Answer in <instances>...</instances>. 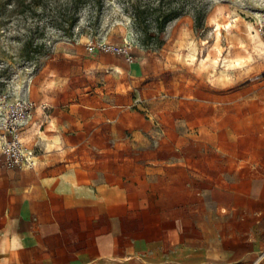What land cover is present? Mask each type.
Returning <instances> with one entry per match:
<instances>
[{
  "label": "rangeland",
  "instance_id": "obj_1",
  "mask_svg": "<svg viewBox=\"0 0 264 264\" xmlns=\"http://www.w3.org/2000/svg\"><path fill=\"white\" fill-rule=\"evenodd\" d=\"M33 1L41 3L15 0L17 8L10 15L31 11L35 19L47 18L46 23L29 28L25 36L7 38L9 46L11 41L22 43L14 49L15 57L7 56L0 41V64H5V57L11 60L0 68V75L10 81L18 69L34 63L37 81L51 71L68 80L63 91L49 93L55 106L45 112L66 125L65 137L79 145L68 159L87 166L93 181H104L97 188L110 197L111 242L121 247L129 237L142 233L166 247L216 245L228 255L226 250L233 248L235 240L239 244L254 231L257 211L264 205V105L255 99H264V73L227 93L187 89L184 73L166 69L163 59L167 38L175 37L189 14L179 16L170 31L177 18L168 22L159 45L144 43L143 32L133 21L140 48L125 56L115 46L122 39L119 36L112 38V45L99 44V25L107 11L103 2L95 21L81 28V34L92 29L96 51L80 45L71 49L75 58L66 60L37 41L53 27L63 31L61 40L67 37L68 44H75L73 28L89 5L92 21L96 5L86 1L76 12L60 0H44L45 12L38 14ZM13 2L0 0V16ZM125 14L132 18L126 6ZM64 23L69 27L64 28ZM25 26L26 20L16 30ZM116 67L123 75L115 72ZM4 87L0 84V90ZM189 91L196 101L184 100ZM239 257L205 264H256L258 260ZM196 259L191 256L189 262Z\"/></svg>",
  "mask_w": 264,
  "mask_h": 264
},
{
  "label": "clouds",
  "instance_id": "obj_2",
  "mask_svg": "<svg viewBox=\"0 0 264 264\" xmlns=\"http://www.w3.org/2000/svg\"><path fill=\"white\" fill-rule=\"evenodd\" d=\"M102 2L107 11L104 12L99 25L102 37L99 40L100 46L112 45V38L119 36L122 39L115 46L123 49L125 56L133 48H140L136 41V33L132 29L133 19L125 14L126 5L122 4L121 0ZM25 3L32 4V0H25ZM66 3L68 7L74 6L71 0H60V4ZM159 6L160 0H155L153 8ZM6 7L7 11L0 16V41L4 43L7 56L15 57L14 49H19L22 43L11 41L9 46L7 38L25 36L29 28L34 29L37 24L44 26L47 18L35 19L31 11H25L23 15H10L17 8L15 0L11 4H6ZM49 7L54 8L55 5L50 4ZM88 7L84 9L79 23L72 30L75 44H68L67 37L61 40L63 31L53 27H48L43 40H38L37 43L45 44L53 53L62 54L66 60L74 59L72 48L92 45L93 42L92 29L88 28L86 34H81V28L93 23L101 8L99 4L95 6L90 21ZM173 7L179 8V5ZM33 8L38 14L45 12L43 5H34ZM184 10L189 14L188 22L178 28L174 38L171 36L167 38L168 46L164 52L163 64L172 72L184 73L182 78L186 80L187 89H200L212 95L227 93L228 90L235 89L246 81L257 80L260 74L264 73V0H190ZM52 15L57 14L53 12ZM24 20L26 26L20 27L17 31L18 23ZM178 23L179 15L169 25L168 30ZM68 27L69 24L64 23V28ZM95 51L90 49L92 53ZM140 51L143 54V49ZM4 59L5 64L11 63L7 57ZM140 63L144 64L147 61L140 60ZM157 63L161 61L157 60ZM5 64H0V68ZM35 70L34 63L30 67L20 68L10 81L0 75V84L5 85L0 90V157L7 160L10 156H15L13 163L19 165L20 170L26 174L34 172L40 185L46 190L91 199L89 194L95 195V189L104 181L84 180L81 183L78 175L80 164L68 159L71 154L77 152L79 145H73L65 137L68 131L66 125L60 124L55 116L45 112V109L55 106V97L49 93L57 89L63 91L68 80L58 77L55 71H51L42 81H37V75H33ZM115 72L123 75L119 67L115 68ZM255 99L264 105V99ZM184 100L194 102L196 97L189 91ZM212 107L216 108L217 105L213 104ZM17 112L19 115L13 119ZM13 148H16V152H13ZM60 165L66 169L64 172L47 178L42 177L44 170ZM35 187L36 185H33L26 191H32ZM19 223V218L14 219L7 209L3 210V215L0 216V240L3 241V246H0V264H10L11 260L18 258V252L25 247L22 239L12 232V227L18 226ZM249 245L254 246L253 251L257 256L264 252V244L249 237L239 244H234L232 249L226 250L227 259L231 260L236 248H246ZM120 254V245L117 244L114 257L119 258ZM134 255L136 254L127 250L123 253L125 261L131 260ZM112 258L113 256L109 257ZM249 258L250 253L239 257ZM215 259L219 260L221 257L216 256ZM262 262L264 256H259L256 264Z\"/></svg>",
  "mask_w": 264,
  "mask_h": 264
},
{
  "label": "crops",
  "instance_id": "obj_3",
  "mask_svg": "<svg viewBox=\"0 0 264 264\" xmlns=\"http://www.w3.org/2000/svg\"><path fill=\"white\" fill-rule=\"evenodd\" d=\"M65 170L60 165L44 170L41 175L47 178ZM78 175L81 183L93 181V173L85 165H80ZM33 185L36 187L32 191H26ZM89 196L91 199L46 190L34 172L26 174L8 169L0 161V216L7 209L10 216L20 219L12 232L25 245L10 264H205L229 261L228 255L216 245L166 247L163 241L149 240L142 233L129 237L120 247L119 258H115L116 245L111 242L110 232V197L99 188L95 189V195L90 193ZM257 212L256 228L241 242L252 237L264 244V205ZM0 246H3L2 240ZM253 248L249 245L235 255L242 257L250 253L251 258L245 261L264 256V252L257 256ZM125 250L136 255L125 261ZM110 256L113 258L109 259ZM191 256L197 259L189 262ZM216 256L221 259H215Z\"/></svg>",
  "mask_w": 264,
  "mask_h": 264
},
{
  "label": "trees",
  "instance_id": "obj_4",
  "mask_svg": "<svg viewBox=\"0 0 264 264\" xmlns=\"http://www.w3.org/2000/svg\"><path fill=\"white\" fill-rule=\"evenodd\" d=\"M19 4H23L24 0H19ZM90 1L93 5H102V0H71L72 8L78 12L80 7L86 2ZM35 2V1H33ZM190 0H160V6L153 8L155 0H123V3L132 12L134 25L141 29L143 37L141 40L144 43H155L159 45L163 39L162 33L169 21L175 19L183 14L188 13L185 11L186 5ZM38 5H44V0L41 3L35 2ZM173 5H179V8H174ZM143 9V10H142ZM200 20H197L199 26Z\"/></svg>",
  "mask_w": 264,
  "mask_h": 264
},
{
  "label": "built area",
  "instance_id": "obj_5",
  "mask_svg": "<svg viewBox=\"0 0 264 264\" xmlns=\"http://www.w3.org/2000/svg\"><path fill=\"white\" fill-rule=\"evenodd\" d=\"M87 47H88V49H94V46H92V45H87ZM112 48H115V47H112ZM18 115H19L18 112L16 114H14L13 119L17 118ZM9 143L10 144L12 143L11 139L9 140ZM13 152H16V148H13ZM14 159H15V156H10L7 160H5L4 157H0V161L2 162V165L4 167H6L8 169H13L16 171H21L19 165H16L13 163Z\"/></svg>",
  "mask_w": 264,
  "mask_h": 264
}]
</instances>
